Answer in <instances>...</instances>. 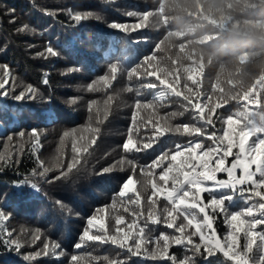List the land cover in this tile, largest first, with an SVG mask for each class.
<instances>
[{
	"label": "trees",
	"instance_id": "obj_1",
	"mask_svg": "<svg viewBox=\"0 0 264 264\" xmlns=\"http://www.w3.org/2000/svg\"><path fill=\"white\" fill-rule=\"evenodd\" d=\"M76 13L88 17L75 21L72 16ZM13 18L16 23H10ZM112 23L135 25L137 29L123 31L112 28ZM25 24L28 29L17 32ZM49 45L57 55L46 53ZM40 52L45 54L38 55ZM4 65L9 75L4 77V69H0V78L6 81L0 89V93H6L0 95V210L6 213L0 218V253L5 252L3 241L8 239L20 241L22 247L19 255L0 254V264H70L72 255L80 264H99L104 255L115 257L121 250L93 241L80 249L73 247L94 214L109 231L119 227L122 233L128 232L135 221V227L128 232L129 243L138 228L145 225L153 241L162 232L179 235L166 228L163 217L160 224L147 220L151 186L145 191L141 184L145 178L139 172L133 175L127 164H117L125 155L122 144L134 124L141 137L149 136L154 123L163 130L166 114L182 110L175 103L179 98L169 96L163 102L156 99V93L165 85L154 76L142 74L156 71L161 79L184 92L198 84L202 101L209 96L213 102L220 97L226 99L228 104L217 109V116L243 109L259 123L257 114L264 113V0H0V66ZM112 68L116 69L115 79H111ZM105 76L109 77L107 83L102 79ZM148 80L158 88L143 87ZM29 87L33 91L26 92L24 99L13 98ZM246 96L260 104H246ZM138 100L140 108L136 107ZM150 102L156 107H143ZM187 118L185 113L179 119L186 122ZM233 127L238 132L243 122ZM33 130L39 136L36 146L31 138ZM224 130L226 126L217 121V136H222ZM258 137L264 138V133L250 136V146ZM74 143L81 149L75 161ZM177 143H186V138L160 137L153 149L138 154L140 163H151ZM204 143L211 145L212 141L205 139ZM84 146L87 151H83ZM236 155L239 149L234 147L233 155L225 158V166ZM221 156L222 152L213 153L210 163L215 165ZM9 157L18 163L9 167ZM182 161H188L187 153L177 158L170 176L177 174ZM40 162L50 168L47 179L32 174L34 169L40 170ZM69 164H73L71 170L67 168ZM109 166L113 170L101 175ZM62 171L68 178L53 179ZM160 172V168L154 169L151 179L170 189L172 180L165 185L159 180ZM130 175L136 181V192H128L121 199L118 193ZM218 176L227 177L225 173ZM33 183L37 185L35 189ZM248 188L246 184L244 189ZM137 192L142 197L139 205L129 202ZM228 196L232 197L224 201L228 213L259 201L248 191L241 195L236 188H216L201 194L205 203L213 197ZM154 199L158 201L157 211H162L167 201L162 196ZM125 208L129 211L125 212ZM98 209L104 211L97 213ZM208 211L212 214L211 209ZM117 215L124 218L123 224H115ZM213 215L215 232L223 242L231 229L223 213ZM98 229L99 224L89 227L92 234ZM261 230L264 225L257 229ZM238 236L242 248L246 241L243 233ZM192 240L200 243L198 235ZM45 244L49 245L47 255ZM57 244L60 247L53 249ZM259 245L257 239L249 254L253 261L260 255ZM169 251L177 258L191 255L183 246L172 245ZM36 252L41 255L30 261L23 259ZM131 261L169 264L142 256L131 257ZM198 264L231 262L219 253H203Z\"/></svg>",
	"mask_w": 264,
	"mask_h": 264
},
{
	"label": "snow or ice",
	"instance_id": "obj_2",
	"mask_svg": "<svg viewBox=\"0 0 264 264\" xmlns=\"http://www.w3.org/2000/svg\"><path fill=\"white\" fill-rule=\"evenodd\" d=\"M14 12V9L11 10ZM87 14L76 13L72 16L75 21L86 19ZM10 23H16L13 18ZM28 25L25 24L22 27L17 28V32H23L28 29ZM112 28L120 29L123 31H135L137 28L135 25L131 27L127 24L112 23ZM46 53L51 56L57 55V52L53 50L50 45L45 49ZM38 55L43 56L45 53L40 52ZM148 58L146 57L145 60ZM0 69H4L3 76L9 75L7 66H0ZM116 69H110L111 79H115ZM142 75L147 77H155L161 85H165L163 89H159L156 93V99L163 102L169 98V96L179 98L175 101L181 106L182 110L173 111L167 113L164 117L166 123L161 130L158 123L153 124L151 135L141 137L139 130L133 125L129 129L127 138L122 144L124 156L117 162L118 165L127 164L130 171L135 175L140 173L145 179L141 181V184L145 191H147L149 185L151 186V194L147 196L148 212L147 220L152 224H160L162 222L168 229H174L175 233L179 235H169L161 233L155 241L151 236L147 235L146 225L139 227L137 235L131 237L129 243L128 232H131L135 227V221L129 226L128 232H121V228L117 227L112 231H109L108 227L102 221V219L94 214L87 220V225L91 227L94 224H99V229L95 234L90 233L89 227H86L81 236L78 238V242L73 245L74 249H80L88 241L99 242L102 245H113L117 249L121 250L115 257L104 255L102 261L99 264H132L131 257H144L147 260L152 261H168L169 264H198V257L202 258L203 253L208 256H214L217 253L222 254L225 261L231 262V264H264V230L257 231L260 226L264 225V138H258L257 141L250 147L246 148V144L250 136L258 133H264V113H258L259 123L252 119V113L246 112L243 109L236 113L226 112L219 116L216 115L217 109L223 108L227 103L223 97L216 98V101H212V97L209 96L206 100H201L202 93L199 92V85L196 87L188 88L187 92L178 90L176 86L168 84L166 80L161 79L160 75L156 71H145ZM105 83L109 81V77L102 78ZM6 81L0 78V89H3ZM195 83V81H194ZM147 89H157L158 85L148 80L142 85ZM92 85H89L91 88ZM33 91L29 87L25 92H21L19 95H15V100H22L26 96V92ZM0 95H6V93H0ZM74 102V101H72ZM244 102H251L253 104H260L259 101L250 100L247 96L244 97ZM136 107H141V102L138 100ZM143 107H156L152 102L143 105ZM185 113L188 114L187 121L180 120L179 118L185 117ZM135 120V114H134ZM172 121H178L173 123ZM217 121H222L226 126V130L223 131L222 136H217L215 131V125ZM243 122V127L239 131H235L234 125H238ZM232 133V134H230ZM65 136L68 133L64 134ZM164 135H176L186 138V143L175 144L174 148L168 149L152 160L151 163H140L138 154L146 152L149 149H153L160 137ZM20 136L23 137L24 133L21 132ZM238 137V141H237ZM31 138L34 140V146L39 144V136L36 135L33 130ZM9 141L12 137H8ZM208 139L212 141L211 145H206L204 140ZM225 141L227 143H225ZM94 143L95 140L93 139ZM239 149V155H236L235 162L232 163L231 168H225V158L233 155V148ZM81 149L73 144V160H77L76 153ZM83 151H87V146L83 147ZM222 156L216 160L215 167L209 171V164L212 160L213 153H221ZM187 153L188 161H196L191 163L188 161L180 162V166L177 168V174L170 176L173 171V165L177 162V158L184 156ZM247 154L246 161L241 157ZM38 159V157H37ZM167 161V164L165 162ZM18 163L12 157H9L7 164L9 167ZM238 164L242 168L244 175L240 177H233V172L237 168ZM252 165L256 166L255 172L251 170ZM73 164L67 166L68 170H71ZM197 167L204 169L205 171L197 172ZM3 166L0 165V170ZM160 168L159 180L163 181L167 185L169 179L172 180V186L170 189H165L151 179L153 170ZM40 170H33V176L47 179V173L50 168L44 167L43 162L39 164ZM187 169V170H186ZM113 170V166H109L102 170L101 175L107 174ZM228 173V180L217 181V186L221 188H236L237 184L243 185L245 183L250 185V188H241V195L245 191L250 192L255 197L259 198L256 204L251 207H246L241 211L228 213L225 206V199L231 200L232 197H224L222 199H216L213 197L207 203H205L200 196L201 193L208 191V189L202 186V180H214L215 176L211 173L224 172ZM257 173L259 178H257ZM183 179H180V177ZM68 178L66 172H61L60 176L53 177V179ZM136 181L130 175L123 182L122 187L118 193V196L122 199L128 192H136ZM185 184L189 188L193 189V192H189L185 189ZM20 185L18 184L17 187ZM35 189L36 183L32 184ZM162 196L167 203L163 206L162 211H157L158 201L154 197ZM191 196V199H188ZM251 199V196L248 197ZM141 194L136 193L135 199L129 197V202L132 204H141ZM171 205V207H169ZM115 207V203L112 205ZM198 209L199 213L203 216L201 219L197 218V215L191 210ZM208 209H211L209 213ZM125 212L129 209L125 208ZM258 210V211H257ZM69 211H71L69 209ZM104 211V209H98L97 213ZM223 213L225 221L228 222L231 231L224 237L223 242L217 235L214 229L215 215ZM6 213L0 210V218L5 217ZM133 215H137L133 211ZM183 217L180 220V217ZM245 217H251L250 220H246ZM179 220V223L177 222ZM124 223V218L117 215L115 218V224L121 225ZM208 229V235H205L204 229ZM188 229H194V231H188ZM150 231V230H149ZM239 233H243L245 238V244L241 248L239 245ZM198 235L200 243H195L192 240V236ZM257 239L260 241V255L255 261L249 255L253 251V246L256 244ZM161 241L163 243H161ZM153 245V247H149ZM172 245L183 246L191 252V255H185L183 258H177L174 253L169 251ZM189 246H191L189 248ZM4 253L8 254L12 252L19 255V249L22 247L20 241H13L11 239L3 241ZM57 244L53 246V249L59 248ZM49 245H44V254H48ZM203 249V252H202ZM41 253H29L23 256L25 261H30L39 257ZM126 257V258H125ZM93 259H96L95 257ZM70 264H80L76 255H72L70 258Z\"/></svg>",
	"mask_w": 264,
	"mask_h": 264
},
{
	"label": "rangeland",
	"instance_id": "obj_3",
	"mask_svg": "<svg viewBox=\"0 0 264 264\" xmlns=\"http://www.w3.org/2000/svg\"><path fill=\"white\" fill-rule=\"evenodd\" d=\"M258 138H260V137H258ZM258 138H257V139H258ZM251 141H252V140H251ZM251 141H250V138H249V140H248V142H247V144H246V148H250V147H251V146H250ZM241 158L244 159V160L246 161V159H247V154H245V155L242 156ZM235 160H236V158L234 159L233 162H235ZM233 162H232V163H233ZM232 163H231L230 165H228V166H225V168H226V169L231 168ZM214 167H215V165H214L213 163H210V164H209V171L211 172V169H213ZM255 169H256V166H255V165H252L251 170H252L253 172H255ZM196 171L199 173V172H202V171H205V170L201 168V169H198V170H196ZM222 173H225V174L227 175L226 179H220V177H219L218 175H220V174H222ZM211 174H213V175L215 176V179H214V180H207V179H203V180H202V186H203L204 188L208 189V190L216 189V188H221V187H218V186H217V181H220V180H228V179H229L227 171H224V172H214V173H211ZM243 175H244V172H243L242 168L240 167V165L238 164L237 168H236V169L234 170V172H233V177H240V176H243ZM246 184H247V183H245V185H246ZM239 185H240V184H237V185H236V189H237V187H238ZM187 187H188V186H187ZM188 191L191 193V192H193L194 190L188 187ZM201 194H202V193H201ZM201 194H200V196H201ZM188 199H191V196H190ZM191 211L194 212V213L197 215V218H198V219H201V218H202L203 214H202V213H199L198 209H194V210H191ZM204 231H205V235L207 236V235H208V229L205 228Z\"/></svg>",
	"mask_w": 264,
	"mask_h": 264
},
{
	"label": "built area",
	"instance_id": "obj_4",
	"mask_svg": "<svg viewBox=\"0 0 264 264\" xmlns=\"http://www.w3.org/2000/svg\"><path fill=\"white\" fill-rule=\"evenodd\" d=\"M245 187H246V185L243 184V185H239L237 188H238V191H240L241 188H245ZM240 192H241V191H240Z\"/></svg>",
	"mask_w": 264,
	"mask_h": 264
}]
</instances>
